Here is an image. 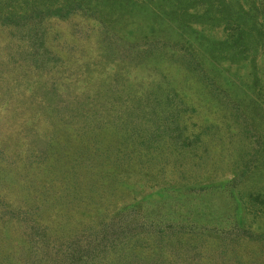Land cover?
I'll use <instances>...</instances> for the list:
<instances>
[{"label":"rangeland","instance_id":"1","mask_svg":"<svg viewBox=\"0 0 264 264\" xmlns=\"http://www.w3.org/2000/svg\"><path fill=\"white\" fill-rule=\"evenodd\" d=\"M0 264H264V0H0Z\"/></svg>","mask_w":264,"mask_h":264},{"label":"trees","instance_id":"2","mask_svg":"<svg viewBox=\"0 0 264 264\" xmlns=\"http://www.w3.org/2000/svg\"><path fill=\"white\" fill-rule=\"evenodd\" d=\"M220 233H222V232H220Z\"/></svg>","mask_w":264,"mask_h":264}]
</instances>
